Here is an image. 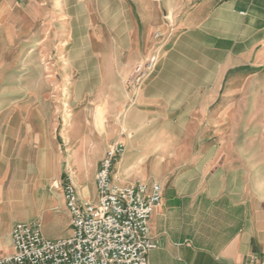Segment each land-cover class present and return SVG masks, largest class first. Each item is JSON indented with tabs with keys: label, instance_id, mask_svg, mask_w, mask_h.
Instances as JSON below:
<instances>
[{
	"label": "crops",
	"instance_id": "0c3cea01",
	"mask_svg": "<svg viewBox=\"0 0 264 264\" xmlns=\"http://www.w3.org/2000/svg\"><path fill=\"white\" fill-rule=\"evenodd\" d=\"M72 5V30L83 36L70 53V113L64 101L61 114H50L40 99L0 113V257L12 252L17 222L40 221L47 238L61 223L70 235L56 183L73 169L81 197L96 201L101 160L120 142L114 182L162 186L149 222L157 242L149 264H259L264 128L256 113L264 99L245 80L256 72L250 64L264 60V0ZM35 10L43 2L0 0V26L22 25ZM154 48L157 66L130 103L125 78ZM60 116L63 144L55 141Z\"/></svg>",
	"mask_w": 264,
	"mask_h": 264
},
{
	"label": "built area",
	"instance_id": "2783aa9c",
	"mask_svg": "<svg viewBox=\"0 0 264 264\" xmlns=\"http://www.w3.org/2000/svg\"><path fill=\"white\" fill-rule=\"evenodd\" d=\"M155 37L162 42L165 35L156 33ZM157 63L154 48L134 66L125 81L128 102ZM123 151L120 142L106 150L96 173V201L81 197L73 169L56 183L70 214V235L53 240L43 234L40 221L17 222L11 234L12 252L0 257V264H149V253L157 247L149 222L162 199V186L158 182H114L113 169ZM259 264H264V258Z\"/></svg>",
	"mask_w": 264,
	"mask_h": 264
},
{
	"label": "rangeland",
	"instance_id": "374dc122",
	"mask_svg": "<svg viewBox=\"0 0 264 264\" xmlns=\"http://www.w3.org/2000/svg\"><path fill=\"white\" fill-rule=\"evenodd\" d=\"M39 2H43L42 12L35 10L32 18H22V25L0 26V100L2 103L0 113L16 109L15 107L21 108L28 99L47 100L50 114H61L64 101L65 114L68 115L71 111L73 92H75L72 89V83L76 74L70 72L73 69L70 53L74 49L75 38L78 36L75 35V30H72L75 21L73 0H39ZM71 18L73 20H69ZM83 28L80 27L82 30ZM80 36L83 35L78 37ZM250 66L256 69V72L248 76L245 81H252L257 86L252 93L254 92L257 98L264 99V60L257 64L252 63ZM133 68L125 81L131 75ZM92 76L95 77V75ZM256 114L258 127L264 128V105L257 106ZM59 120L55 141L63 144L64 137L61 129L64 121L61 116ZM60 224L51 229L53 232L48 238L56 240L67 237L66 231L60 229Z\"/></svg>",
	"mask_w": 264,
	"mask_h": 264
}]
</instances>
